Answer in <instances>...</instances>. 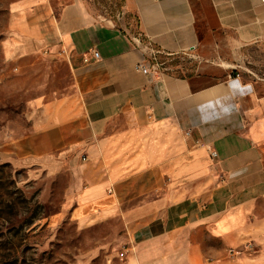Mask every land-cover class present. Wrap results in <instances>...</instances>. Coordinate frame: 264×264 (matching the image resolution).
Returning a JSON list of instances; mask_svg holds the SVG:
<instances>
[{"label":"crops","instance_id":"obj_1","mask_svg":"<svg viewBox=\"0 0 264 264\" xmlns=\"http://www.w3.org/2000/svg\"><path fill=\"white\" fill-rule=\"evenodd\" d=\"M7 17L5 61L60 55L73 88L3 152L30 179L66 175L76 213L118 219L115 264H264V79L235 71L264 49V0H120L117 18L13 0ZM177 55L189 73L154 62Z\"/></svg>","mask_w":264,"mask_h":264},{"label":"rangeland","instance_id":"obj_2","mask_svg":"<svg viewBox=\"0 0 264 264\" xmlns=\"http://www.w3.org/2000/svg\"><path fill=\"white\" fill-rule=\"evenodd\" d=\"M0 0V264H115L125 247L123 227L94 210L76 213L65 188L67 176L42 173L30 179L3 152L5 143L27 133L28 113L44 101L72 90L62 56L35 55L14 62L3 56L8 34L7 6ZM54 7L69 0H49ZM93 10L117 18L120 0H90ZM195 58H157L159 68L189 73ZM237 73L264 79V49L250 47L240 56ZM162 63V64H160Z\"/></svg>","mask_w":264,"mask_h":264},{"label":"built area","instance_id":"obj_3","mask_svg":"<svg viewBox=\"0 0 264 264\" xmlns=\"http://www.w3.org/2000/svg\"><path fill=\"white\" fill-rule=\"evenodd\" d=\"M93 55H94V58H98L99 57V54H98V52L97 51H95L94 53H93ZM156 65V64H155ZM138 68L143 72V73H147V68L144 66V65H138ZM210 156L212 157V158H214L215 156H216V153H215V151H210ZM120 256H122V253L120 254Z\"/></svg>","mask_w":264,"mask_h":264}]
</instances>
